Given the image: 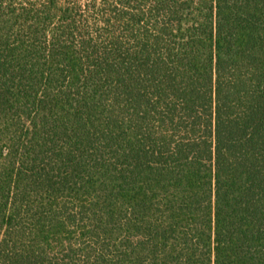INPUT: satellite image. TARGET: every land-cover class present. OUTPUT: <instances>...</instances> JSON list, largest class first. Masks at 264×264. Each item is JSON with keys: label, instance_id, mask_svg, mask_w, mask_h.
Segmentation results:
<instances>
[{"label": "trees", "instance_id": "16d2710c", "mask_svg": "<svg viewBox=\"0 0 264 264\" xmlns=\"http://www.w3.org/2000/svg\"><path fill=\"white\" fill-rule=\"evenodd\" d=\"M0 264H264V0H0Z\"/></svg>", "mask_w": 264, "mask_h": 264}, {"label": "rangeland", "instance_id": "374dc122", "mask_svg": "<svg viewBox=\"0 0 264 264\" xmlns=\"http://www.w3.org/2000/svg\"><path fill=\"white\" fill-rule=\"evenodd\" d=\"M82 1H84V0H82Z\"/></svg>", "mask_w": 264, "mask_h": 264}]
</instances>
